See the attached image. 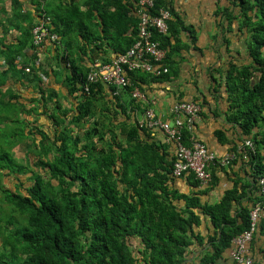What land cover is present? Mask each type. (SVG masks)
<instances>
[{"label": "trees", "instance_id": "obj_1", "mask_svg": "<svg viewBox=\"0 0 264 264\" xmlns=\"http://www.w3.org/2000/svg\"><path fill=\"white\" fill-rule=\"evenodd\" d=\"M9 1L10 13L3 8L5 0H0V11L5 14L0 20V60L5 63L3 68L0 63V96L3 93L5 98L0 99V169L14 175L24 173L22 166L9 159L10 148L17 140L19 144L28 140L33 149L27 162L31 163V156L33 166L41 171L31 169V186L25 194L2 186L0 173V193L8 207L5 210L0 202V264H184L188 248L194 241L202 245L204 240L210 250L204 253L201 264H227L233 239L250 229V212L256 206L261 208V217L250 249L254 264H261L264 0H232L239 7L237 17L229 10L225 13L229 22L237 20L252 59L247 66L232 64L226 84L232 120L245 137L239 142L251 141L253 148L246 155L236 145L232 148L250 169L249 179L237 180L215 205L202 203L204 192L193 175L182 177L192 179L193 186L202 192L185 195L171 189L176 155L170 157L153 141L156 130L138 124L137 116L145 109L133 92L138 89L150 98L152 86L168 80L170 71L162 76L144 71L127 73L129 84L118 95H114L115 87L103 83L91 85L87 93L89 68L71 53L74 39L70 34L75 30L76 15H83L80 8L66 7L67 13L60 14L58 5L50 14L44 0ZM93 4L115 7L113 27L118 34L131 31L120 54L128 51L138 33L137 5L128 8L122 0H94ZM160 9L169 10L165 0H155V13ZM42 15L50 16L52 31L60 37L54 44L56 51L66 38L71 40L57 60L48 58V66L33 44L32 30ZM103 19L108 27L109 21ZM80 24L79 33L87 35L83 48L79 47L84 50L95 36L89 35L87 24ZM172 36L177 37V29L170 20L168 34L156 33L154 39L168 51ZM169 57L168 51L166 65ZM7 85L14 86L10 94ZM28 85L39 89L38 97L31 99L35 106L30 108L16 89H27ZM193 103L200 105L195 100ZM193 136V132H184L187 145ZM10 139L14 142H8ZM4 143L8 149H3ZM204 217H209L211 224L206 238L196 232Z\"/></svg>", "mask_w": 264, "mask_h": 264}, {"label": "crops", "instance_id": "obj_2", "mask_svg": "<svg viewBox=\"0 0 264 264\" xmlns=\"http://www.w3.org/2000/svg\"><path fill=\"white\" fill-rule=\"evenodd\" d=\"M165 1L172 13L171 22L177 29V37H171L168 48L170 57L167 67L171 76L168 80L153 85L149 95L155 98L156 113L168 120L171 118V108L178 101L199 102L202 106V114L193 130L194 138L204 143L218 158H222L228 153H234L231 150L235 145L239 148L246 141L239 142V139L245 137L241 128L232 120L233 111L226 84L227 72L232 64L242 67L252 63L245 45L246 36L241 34L237 20L229 22L225 18L227 10L237 17L239 7L234 6L232 0ZM93 3L94 0H44V5L49 6L50 14L55 12L58 5L60 14L67 13L66 7L80 8V13L83 15H76L75 30L70 34L71 40L74 39L71 53L75 59L83 60L87 68L97 60L110 62L115 59L125 49L131 34V31L118 34L117 28L113 27L111 14L116 12L114 6H98ZM122 3L128 8L132 5L133 9L136 0H122ZM103 17L109 21L108 27H105ZM83 22L88 25L92 33L89 32V35L95 37L89 39L87 47L81 50L79 47L83 48L85 41L83 38L87 36L80 34V29L78 30L79 27L82 28L80 23ZM64 25L63 28L68 29ZM71 40L66 38L58 51L54 45L44 47L38 52L40 59L45 51L50 60H57V56L68 49L66 43ZM142 105L144 106L142 108L146 109L147 106ZM139 113L137 119L142 118L144 114L141 111ZM219 133L223 134L219 135ZM151 137L165 148L170 157L175 155V146L167 141L162 131H154ZM249 170L242 159H236L228 167L214 169L212 173L215 179L212 176L211 185L207 188L201 187L204 192L201 196L202 203L209 205L219 203L225 192L232 189L237 180L243 179L248 182ZM193 183L192 179L189 180L187 177L174 178L171 189L185 195L201 191L196 189ZM179 204L183 205V203ZM204 219L196 232L206 238L209 232L207 228L211 227V224L209 217ZM209 250V244L205 240L202 245L194 241L193 246L187 250L184 264H201L204 253ZM261 264H264V261Z\"/></svg>", "mask_w": 264, "mask_h": 264}, {"label": "built area", "instance_id": "obj_3", "mask_svg": "<svg viewBox=\"0 0 264 264\" xmlns=\"http://www.w3.org/2000/svg\"><path fill=\"white\" fill-rule=\"evenodd\" d=\"M139 27L137 37L133 45L123 54H119L110 62L94 61L87 73L85 91H90V86L98 83L110 85L116 88L114 95L120 94L129 84L127 73L144 71L154 76H162L169 73L165 64L167 50L161 42L154 39L157 33L165 36L169 31L171 12L168 9H160L155 13V0H136ZM51 18L42 15L32 30L33 44L37 51H41L48 45L59 42V35L52 31ZM26 72L30 69L26 68ZM133 96L142 101L147 107L143 117L139 119L140 127L149 130L162 131L169 143L175 146L176 160L173 166V175L181 178L184 175H193L200 187L207 188L211 185L212 169L216 166L228 167L237 159L236 153H228L218 158L207 146L192 137L191 144L184 140V132H193L200 120L202 108L193 102H177L170 110L171 118L163 119L155 111V98H147L140 90L136 89ZM253 148L251 141H246L239 147L240 153L246 155L248 149ZM264 186V179L261 180ZM261 217V208L254 207L250 212V229L233 239V246L229 252L227 264H254V258L250 244Z\"/></svg>", "mask_w": 264, "mask_h": 264}, {"label": "rangeland", "instance_id": "obj_4", "mask_svg": "<svg viewBox=\"0 0 264 264\" xmlns=\"http://www.w3.org/2000/svg\"><path fill=\"white\" fill-rule=\"evenodd\" d=\"M5 2H6L5 5H4L5 7H3V8H5V10L8 13H10V11H11L10 1L9 0H5ZM0 6L2 7V5H0ZM4 15L5 14L1 10L0 11V20H4L3 19ZM41 61L43 63H45L46 66H48L47 65V61H49V60H48V55H47V53L45 51L41 55ZM0 63L2 64V68L5 67L4 60H0ZM2 68H1V71L3 70ZM12 80L14 81L13 78H12ZM13 81L10 82V83L13 84ZM11 88L14 91V86L10 87V85H7L8 94L11 93V92H9V90ZM44 88H46V85H44ZM16 89H17V91H19L18 93L21 92V95H22V97L24 99L23 103L28 108L35 106L32 103V101H30V98L34 99L35 97H38V94H36V93L39 92L38 91L39 89L37 87L30 86L27 89L25 87H23V88L17 87ZM0 99H5L4 96H3V93H2V96H0ZM8 99H9V97L6 98V100H8ZM61 102L64 103L65 100L62 99ZM2 115L5 116L6 112H4ZM11 118H13V117H10V119ZM34 119H35V117H33V122L35 121ZM0 138H2V137L0 136ZM12 141L14 142V139H10V141H8V142H12ZM17 142H18V140L16 141V144L11 146V148H10V158L9 159L11 160L13 165L17 164L19 166H22V170H23L24 173L21 174V175H14V174H9L8 170L0 169V173H2L1 185L4 186L7 189L12 190L13 192H22V193L25 194V189L31 186V182L29 181L30 180V176H31V172H30L31 169H34L37 172H40L41 170L39 168L33 166V163H32L33 158L31 156H30L31 163L27 162V159H28L29 155H31L30 152H32V149H33V147H31V143L28 140L22 141L21 144H19ZM2 147H3V149H8L9 148V146H7L6 143H4L2 145ZM29 164H30V166H29ZM21 184L23 186H21ZM0 202L5 205V206L3 205L4 209L7 210L8 209L7 204H5L3 202L1 193H0Z\"/></svg>", "mask_w": 264, "mask_h": 264}]
</instances>
